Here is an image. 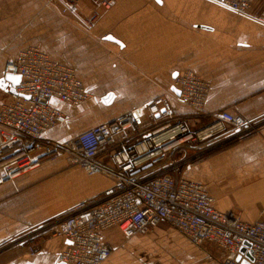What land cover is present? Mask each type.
<instances>
[{
	"label": "crops",
	"instance_id": "obj_1",
	"mask_svg": "<svg viewBox=\"0 0 264 264\" xmlns=\"http://www.w3.org/2000/svg\"><path fill=\"white\" fill-rule=\"evenodd\" d=\"M46 1L0 0V78L6 58L37 45L72 66L90 92L76 105L53 101L70 117L46 130V137L63 141L126 112L147 123V104L157 96L168 97L191 126L200 119L211 122L214 111L241 114L253 128L229 137L226 124L201 154V141L190 144L182 174L205 185L219 211L235 212L244 221L264 220V24L210 0H113L109 7L78 0L76 17ZM263 6L264 0H255L250 12ZM95 7L99 15L88 29L81 18ZM184 68L210 84L200 119L172 89V77ZM9 86L0 84V104L10 98ZM112 184V177L88 173L65 154L42 161L0 183V241L32 234ZM170 227L159 221L129 238L116 227L103 231L113 250L102 264H219L215 244L196 245ZM67 243L60 236H33L0 251V264H63L57 254ZM28 244L36 254L28 252ZM241 264H249L248 255L241 256Z\"/></svg>",
	"mask_w": 264,
	"mask_h": 264
},
{
	"label": "built area",
	"instance_id": "obj_2",
	"mask_svg": "<svg viewBox=\"0 0 264 264\" xmlns=\"http://www.w3.org/2000/svg\"><path fill=\"white\" fill-rule=\"evenodd\" d=\"M64 14H76L78 0H58ZM229 10L246 14L264 24V6L251 13L255 0H210ZM113 0H98L109 7ZM97 7L81 19L86 28L95 25ZM4 72L20 76L9 100L0 104V183L14 179L42 161L65 154L70 164L88 173H104L113 184L100 196L81 201L32 234L0 241V251L33 236L64 237L68 243L57 254L63 264H102L112 253L103 231L116 227L123 237L145 233L159 221L168 223L192 243L215 244L219 264H264V220L244 221L235 212H222L205 185L182 174L189 161L187 147L201 141L197 154L214 146L205 143L227 124L231 136L248 133L254 122L227 109L212 112L213 120L192 128L177 116L170 99L157 96L147 104L149 119L143 122L131 112L99 122L63 141L47 138L49 128L70 115L53 103L80 104L90 92L72 66L52 58L37 45L20 49L6 58ZM178 98L197 112L205 113L210 84L190 68L172 77ZM145 123V124H144ZM31 255L35 246L27 245ZM211 258V256H208Z\"/></svg>",
	"mask_w": 264,
	"mask_h": 264
},
{
	"label": "water",
	"instance_id": "obj_3",
	"mask_svg": "<svg viewBox=\"0 0 264 264\" xmlns=\"http://www.w3.org/2000/svg\"><path fill=\"white\" fill-rule=\"evenodd\" d=\"M108 38H111V39H115L112 35H108L107 36ZM20 79V76L18 74H14V73H11V72H6L1 78H0V84H4L5 81H9L10 82V86H9V90L10 92H13L14 90V85L19 81ZM172 89L174 91H176L177 93L179 92L178 89L174 86H172ZM103 102L104 103H108V101H105L106 100V96H104L102 98Z\"/></svg>",
	"mask_w": 264,
	"mask_h": 264
},
{
	"label": "rangeland",
	"instance_id": "obj_4",
	"mask_svg": "<svg viewBox=\"0 0 264 264\" xmlns=\"http://www.w3.org/2000/svg\"><path fill=\"white\" fill-rule=\"evenodd\" d=\"M50 1H52V2H49L48 0L46 1L47 3H49V4H57L56 6H58V8L60 7V2H58V0H50ZM59 11L61 12V10L59 9ZM62 13V12H61ZM62 14H64V13H62ZM64 15H68V16H75L76 17V14H74V15H69V14H64ZM192 109V108H191ZM193 111V113H194V115H195V117H198L199 119H200V116L202 115L201 113L202 112H197L196 110H194V109H192ZM210 123V122H209ZM209 123H207L206 121H204V120H202V119H200L199 120V122L197 123L198 125L196 126V125H192L191 127L192 128H200V127H203V126H205V125H208ZM226 126L224 125V127L223 128H225ZM228 127V126H227ZM229 128V127H228ZM228 130H231V128H229ZM166 225V224H165ZM168 227V226H167ZM170 228H172V229H174V230H176V231H178L177 229H175V228H173L172 226L170 227ZM146 232H148V231H146ZM145 232V233H146ZM179 232V231H178ZM145 233H141V234H137V235H143V234H145ZM179 233H181V232H179ZM182 234V233H181ZM183 235V234H182ZM208 256H211V258H212V255H207V258H209ZM184 264V263H183Z\"/></svg>",
	"mask_w": 264,
	"mask_h": 264
}]
</instances>
